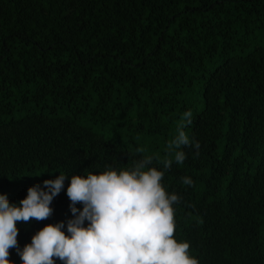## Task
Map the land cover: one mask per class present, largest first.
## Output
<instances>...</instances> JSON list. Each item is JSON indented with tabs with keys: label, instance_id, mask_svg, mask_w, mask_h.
<instances>
[{
	"label": "trees",
	"instance_id": "16d2710c",
	"mask_svg": "<svg viewBox=\"0 0 264 264\" xmlns=\"http://www.w3.org/2000/svg\"><path fill=\"white\" fill-rule=\"evenodd\" d=\"M0 264H264V0H0Z\"/></svg>",
	"mask_w": 264,
	"mask_h": 264
},
{
	"label": "rangeland",
	"instance_id": "374dc122",
	"mask_svg": "<svg viewBox=\"0 0 264 264\" xmlns=\"http://www.w3.org/2000/svg\"><path fill=\"white\" fill-rule=\"evenodd\" d=\"M126 206H129V205H126ZM114 207H115V205L112 206L111 209H113ZM129 208H130V207H126V208H125V210L128 211L127 213L125 212V214H126L127 216H132V215L136 216V215H137V216L139 217V216H140V213H143V212H139V213H137V214L131 213V212H129V211H131V210H129ZM132 211H134V212H135V211H139V209H137V208H133Z\"/></svg>",
	"mask_w": 264,
	"mask_h": 264
}]
</instances>
